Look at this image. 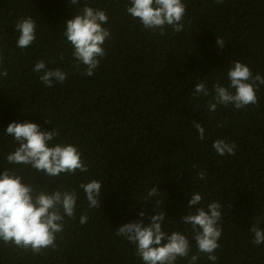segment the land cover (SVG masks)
Here are the masks:
<instances>
[{"label":"trees","instance_id":"trees-1","mask_svg":"<svg viewBox=\"0 0 264 264\" xmlns=\"http://www.w3.org/2000/svg\"><path fill=\"white\" fill-rule=\"evenodd\" d=\"M184 3V30L168 27L161 36L126 13L128 0H80L78 5L0 0V55L8 71L0 77V171L15 148L12 137L4 135L12 121L34 122L44 131L55 128L61 141L78 146L88 165L86 173L56 178L15 168L37 189L76 188V213L75 219H65L56 250L33 255L0 242V264H143L135 246L115 231L139 219L140 211L154 215L159 199L157 210L166 211L162 229L191 240L190 229L179 220L193 210L188 209L193 192L201 194L204 207L214 200L223 206L215 264H264V244H254L250 231L256 218L264 229V85L254 105L208 110L213 85L227 86L234 61L264 77V0ZM85 4L106 11L104 27L111 34L92 77L82 75L83 66H73L72 47L62 35L65 21ZM29 16L36 22V39L19 49L14 26ZM217 37L224 48L217 46ZM41 59L49 68H63L67 79L44 86L32 70ZM201 82L208 96L193 95ZM193 120L204 127L203 140ZM217 139L234 141L235 154L218 156L212 148ZM201 171L207 173L204 179L197 176ZM93 178L102 183L98 208H89L78 188ZM153 186L164 194L144 200ZM83 213L89 219L82 225ZM191 243L189 257L178 258L177 264H189L198 253ZM196 264L213 262L200 253Z\"/></svg>","mask_w":264,"mask_h":264},{"label":"clouds","instance_id":"clouds-1","mask_svg":"<svg viewBox=\"0 0 264 264\" xmlns=\"http://www.w3.org/2000/svg\"><path fill=\"white\" fill-rule=\"evenodd\" d=\"M223 3V0H214ZM71 5H78L80 0H69ZM186 5L184 0H128L126 13L138 20L143 29L165 34L168 27L176 33L184 30ZM109 22L106 11L85 4L82 11L71 14L65 21L63 37L72 47L73 66L79 70L83 66L82 75L92 77L99 67L100 58L106 55L103 45L110 38V31L104 27ZM18 33L16 47L26 49L36 39V22L29 17H22L15 23ZM217 46L224 48L225 42L217 37ZM64 56L61 54L60 60ZM5 57L0 55V77H7L4 68ZM33 72L39 74V79L46 87L62 84L68 73L61 67L49 68L43 59L37 61ZM227 86L217 82L213 85L214 96L208 103V110L215 112L217 105L234 106L240 110L249 104L257 103L256 91L264 85V77L259 73L253 75L249 66L234 61L227 71ZM208 96L205 83L196 84L193 95ZM45 122L50 121L45 118ZM199 138L203 140L205 129L200 122L192 121ZM5 136H11L15 144L5 159L8 167L0 171V242L15 249L31 251L33 255L40 254L45 249L56 250L57 235L64 230L66 218L75 219L78 191L61 185L52 191L37 189L31 181L25 182L24 175L18 174L15 168L24 170L31 168L42 172L49 178L75 175L77 172L86 173L88 165L86 158L78 146L59 139L60 133L52 127L49 131L41 130V126L30 121H12L7 125ZM212 148L218 156L234 155L236 143L217 139ZM12 165V168H9ZM182 175V174H181ZM205 171L197 173L199 179H204ZM78 188L83 191L89 208L100 207L102 183L97 179L81 181ZM164 193L153 186L143 199L159 197ZM199 192L191 193L188 201V211L179 220L190 229L191 240L195 241L197 254L191 255L189 264H196L199 254H204L213 264L218 257L215 254L220 246L218 240L222 234V204L211 201L206 207L202 205ZM162 203L159 199L153 203L154 215L139 212V219L122 224L116 231L135 246L136 255L143 264H177L178 258L189 257L192 243L188 235L173 231L165 232L162 225L166 220V211L157 210L156 205ZM147 216V221L144 219ZM89 217L87 213L79 217L80 224H85ZM261 221L250 227L253 243L264 244V229Z\"/></svg>","mask_w":264,"mask_h":264}]
</instances>
